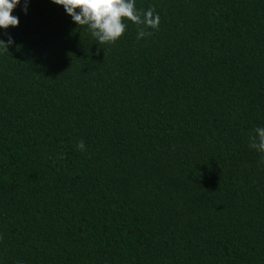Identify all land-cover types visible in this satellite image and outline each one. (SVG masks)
Listing matches in <instances>:
<instances>
[{"label":"trees","instance_id":"1","mask_svg":"<svg viewBox=\"0 0 264 264\" xmlns=\"http://www.w3.org/2000/svg\"><path fill=\"white\" fill-rule=\"evenodd\" d=\"M24 3L0 28V264H264V0H136L160 27L114 45Z\"/></svg>","mask_w":264,"mask_h":264},{"label":"clouds","instance_id":"2","mask_svg":"<svg viewBox=\"0 0 264 264\" xmlns=\"http://www.w3.org/2000/svg\"><path fill=\"white\" fill-rule=\"evenodd\" d=\"M25 0L24 12L27 14L28 3ZM56 5L63 6L66 13L80 27L87 26L91 35L96 38L99 45L115 44L126 32L129 21L137 26V40H141L152 33L147 29L158 30L161 23L159 14L151 7L147 11L137 9L136 0H52ZM21 0H0V28L5 30L19 26V18L13 11ZM14 40L9 36L7 43L0 40L3 51H9ZM107 53V49H104ZM249 147L261 156L260 163L264 164V126L253 129L249 136ZM80 151L86 146L81 140L77 144ZM60 159L63 158L61 155Z\"/></svg>","mask_w":264,"mask_h":264}]
</instances>
